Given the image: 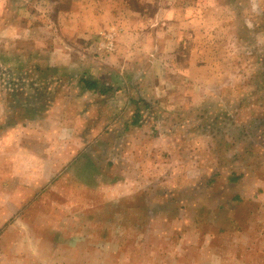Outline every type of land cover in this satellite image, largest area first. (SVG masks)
Instances as JSON below:
<instances>
[{
	"label": "rangeland",
	"instance_id": "obj_1",
	"mask_svg": "<svg viewBox=\"0 0 264 264\" xmlns=\"http://www.w3.org/2000/svg\"><path fill=\"white\" fill-rule=\"evenodd\" d=\"M0 264H264V0H0Z\"/></svg>",
	"mask_w": 264,
	"mask_h": 264
},
{
	"label": "trees",
	"instance_id": "obj_2",
	"mask_svg": "<svg viewBox=\"0 0 264 264\" xmlns=\"http://www.w3.org/2000/svg\"><path fill=\"white\" fill-rule=\"evenodd\" d=\"M81 81H82L84 89L91 90V91H98L100 93H103V91L98 87L99 82L97 80L84 79Z\"/></svg>",
	"mask_w": 264,
	"mask_h": 264
}]
</instances>
